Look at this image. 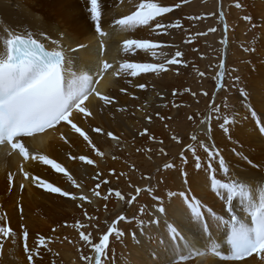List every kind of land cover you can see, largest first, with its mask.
Returning a JSON list of instances; mask_svg holds the SVG:
<instances>
[{"label":"bare ground","instance_id":"bare-ground-1","mask_svg":"<svg viewBox=\"0 0 264 264\" xmlns=\"http://www.w3.org/2000/svg\"><path fill=\"white\" fill-rule=\"evenodd\" d=\"M191 1L156 0L164 6L181 4L180 8L158 19L167 25L178 21L182 27H169L167 34H163L152 32L148 27L122 29L114 25L115 20L136 11L142 0H103L101 27L108 33L103 36L104 49L97 43L100 35L95 31L86 0H0V52L10 36H26L31 32L49 48L66 50L71 69L78 74L86 72L98 79L102 63H112L113 70L105 72L95 86L96 92L114 98V103L105 105L94 93L85 102L92 115L86 117L74 112L72 117L103 156L97 155L92 145L65 122L30 138L28 146L36 159L25 162L16 152L0 154V227L12 229L11 235H0V264L29 262L22 238L25 229L29 233L27 245L34 256L31 264H54L57 250L61 248L59 242L66 240L80 225L77 220L82 221L84 227L79 226L73 233H78L77 237H81V232L90 233L96 243L121 215L128 218L118 224L125 235L110 237L102 264H175L178 257L167 253V245L174 243L166 228L168 223L183 237L175 243L185 254L192 250L201 253L183 264H264V253L253 254L242 261H223L209 255L213 242L222 246L226 236L216 229V222L207 212L211 208L218 215L229 216L226 211L228 193L219 186L213 189V175L222 182L245 185L244 195L233 200L235 212L248 208L249 200L259 204L264 199V135L259 132L250 111L254 109L257 118L264 123V0H213L212 10L222 17L223 24L222 29L213 33L212 43V31L207 40L209 47H214L211 52L214 55L220 46L214 58L200 54L206 47L192 35L186 8ZM130 38L159 41L163 50H158L157 57L144 52L125 55L123 41ZM53 40L59 43L53 44ZM176 50L184 53V63L169 65L165 72L142 73L137 77L112 74L125 59L159 62ZM219 59L224 60V68L218 67ZM197 70L198 93L189 98L184 91L186 79ZM214 81L217 86L211 85ZM139 84L146 87L141 89ZM122 88L126 91H121ZM241 89L246 90V97L241 95ZM211 98L215 105H211ZM182 100L185 102L181 107ZM214 106L220 108L219 113L214 112ZM225 119L233 121L227 133L220 127ZM96 128L101 131H94ZM145 129L148 131L142 135ZM109 132L113 135L108 136ZM192 135L197 137L196 141L191 139ZM201 142L211 150H218L219 156L210 158L200 147ZM189 144L196 146L201 162L199 169L191 151L186 150ZM81 155L93 159L94 163L88 165L79 160ZM40 156L60 163L80 186H73L65 173L44 164ZM182 157H187V163ZM221 157L228 173L219 165ZM19 159L24 163V171L29 173L28 179L18 171ZM145 173L153 174L152 180L140 178ZM31 177H39L88 199L73 200L71 196L51 193ZM153 179L154 191L144 190L137 195L136 189H150L148 183ZM109 189L114 191L110 193ZM96 191L101 193L99 197ZM115 191H120L124 198L116 197ZM181 192L187 195L189 202H194L193 197L201 202L211 237L191 213L188 203L179 195ZM169 193L175 195L170 197ZM131 196H136L134 202H130ZM153 197H160L161 201ZM160 202L167 209L166 215L156 210ZM144 206L146 211L141 216L139 209ZM140 219L145 222L143 228L137 223ZM156 219L158 225L154 222ZM39 237L46 238V248L38 249ZM86 247L85 254L93 255L92 248ZM75 264L87 263L78 258Z\"/></svg>","mask_w":264,"mask_h":264},{"label":"snow or ice","instance_id":"snow-or-ice-1","mask_svg":"<svg viewBox=\"0 0 264 264\" xmlns=\"http://www.w3.org/2000/svg\"><path fill=\"white\" fill-rule=\"evenodd\" d=\"M183 3H187L188 0H182ZM102 3L103 0H86L88 12L94 22L95 31L100 36L108 35L107 32L102 30ZM181 4L176 3L173 6H164L162 3L156 2V0H142L139 3L137 10L130 15L124 16L115 20L114 25L120 26L122 29H136L141 27H148L152 32H160L167 34L169 27L180 28L182 25L177 21L171 25L161 23L158 19L165 14L171 13L174 8H180ZM245 19L251 20L250 17ZM212 31H215L213 29ZM53 44H58L56 40L52 41ZM5 49L0 52V145H6L12 152H16L23 161L36 159L30 152L28 142L30 138L36 137L38 133H44L49 129H55L57 125H61L65 122L71 126L76 133H79L96 151L97 155L103 156L104 153L96 149L95 145L89 137L82 131L81 127H78L73 122V113L84 114V116H91L92 113L89 107L85 104L88 101L89 96L93 93L99 97V99L105 104L114 103V98L108 95H102L96 92L94 84L99 83L100 79H103V75L109 69L113 68V65L104 61L100 71L97 73L98 79L94 78L89 73H77L71 69V65L65 56L63 49L49 51L45 48V45L36 39L31 32L25 35H12L10 38L4 41ZM103 47V45H101ZM82 47V45H81ZM123 52L125 55H136L137 52L151 53L152 57H157L158 50L162 52L163 45L161 42L147 39V38H130L123 41ZM254 52L255 49L253 48ZM184 53L180 50H176L170 57L164 56L159 62H138L134 60H123L119 64V67L113 71V75L116 77H137L142 73H157L165 72L168 70L169 65L183 64L182 59ZM223 67V65H221ZM203 75V73H201ZM223 75V73H221ZM236 77V80H239ZM139 88L146 87L144 84H139ZM221 87L223 85L221 84ZM126 91V89H121ZM177 92L174 91L173 95ZM194 95V94H193ZM207 95V93H204ZM241 95L247 96V92L241 89ZM215 105V101H212ZM214 112L219 113L220 108H213ZM251 114L256 118V123L261 135H264V123L257 118V113L254 109H251ZM151 119V118H149ZM191 119V117H189ZM233 121L225 119L224 123L220 125L223 131L229 132V127ZM209 130H211L209 125ZM96 132H100L101 129H94ZM147 129L143 134L147 133ZM108 136L113 134L109 132ZM115 138V137H113ZM193 141L197 140L195 135H192ZM214 143V142H213ZM200 147L209 155L210 158L219 156L218 150H211L207 144L201 142ZM187 151H191L195 159V166L197 169L201 167L200 157L196 155V146L194 144L187 145ZM74 158V157H73ZM40 160L44 164L51 165L56 172L65 173L68 179L72 182V185L79 187L80 185L72 178L67 170L62 167L60 163H57L53 159H49L47 156H40ZM183 162L187 163V157H182ZM247 160V157H245ZM79 160L86 161L88 165H92L94 160L88 158L85 155L79 156ZM249 164L251 160L247 161ZM219 165L224 173H228L229 169L226 166L225 160L219 158ZM256 166V165H254ZM166 168L174 167V165H165ZM20 171L23 173L25 179L29 178V173L24 171L21 165ZM186 177V173H184ZM38 183L39 186L45 188L51 193H58L62 196H71L73 200H87L86 196L77 197L70 191H64L60 187L54 186L52 183L46 182L39 177H31ZM11 179V176H9ZM107 183V181H105ZM219 188L225 189L228 193L226 197V211L229 214L228 218L216 214L211 208L207 209L212 219L216 222V229L223 231L226 236V245L228 246V252L222 253L219 249L221 244L219 242H213L212 251L215 255L220 256L222 259L241 261L245 257L251 256L253 253H264V199L259 204H253L251 200L248 203V215L251 218L250 223L247 219H241L235 212L233 207V200L237 196L242 197L244 195V184H238L233 182H222L213 175V189ZM99 187V185H97ZM23 188V184H21ZM151 191V189L137 188V195L141 191ZM113 189H109V192H113ZM96 196H100L99 191L95 192ZM175 195L169 193V196ZM184 198L188 207L191 209V213L194 215L197 221L203 225V230L211 237L213 234L209 232V225L203 219V211L201 202L195 197L192 198L194 202H189V198L183 192L179 194ZM115 196L123 199L120 191H115ZM223 198V197H222ZM108 199L107 196L104 197ZM157 201H161L160 197H153ZM130 202L136 200V196L129 198ZM161 214H167V209L160 202L156 209ZM146 206L139 209V214L144 215ZM87 217V212L84 213ZM91 219V217H88ZM126 216H118L113 221L112 227L104 233L99 242L93 243L91 234L80 233L81 239L89 244L92 250L95 252L94 264H102V260L106 257V253L109 250L110 237L113 235L123 236L125 233L118 228L120 221H127ZM154 222L158 225L159 220ZM137 223L143 228L145 222L143 219L137 221ZM81 228L83 224L79 225ZM167 231L170 235V240L174 243L167 245V253L170 256H176L178 259L175 264H183V262L192 259L194 255H201L200 252L192 250L187 254L180 248L179 244L175 242L183 240V237L178 232V229L171 223L166 224ZM55 231V229H53ZM12 234L11 227H0V235L5 237ZM135 239V233L131 234ZM29 233L25 229L22 233L24 240V250L29 262L33 261L32 250L28 248L27 240ZM45 237L38 238L39 247H47L45 243ZM161 244L164 243L161 239ZM187 245V242H185ZM2 247V245H0ZM39 255V251L35 253ZM85 260H92V257L85 256Z\"/></svg>","mask_w":264,"mask_h":264},{"label":"rangeland","instance_id":"rangeland-1","mask_svg":"<svg viewBox=\"0 0 264 264\" xmlns=\"http://www.w3.org/2000/svg\"><path fill=\"white\" fill-rule=\"evenodd\" d=\"M189 1H191V0H189ZM212 7H213V0H193L186 5V8L188 10L187 15L189 17V21H191V23H190L191 29H193L192 35L194 37L198 38L200 43L202 42V44L206 47V49H208V51H206V49L204 51L201 50L200 54L203 56H205V54L207 56L212 55L209 57L214 58V56L216 57L218 55L220 46H218V48H217V54L214 55V54H212L213 53L212 49L214 47H209V45L207 44V40H208V37L210 35V32L213 29H215V31H212V33L210 35L211 36L210 41L212 43L213 33L216 32L217 29H222L223 24H222V17L217 16L216 12H214L212 10ZM218 13H221V11H218ZM220 18H221V20H220ZM213 20L216 22H218V20H219V23H217V24L213 23ZM202 44H201V46H202ZM208 52H210V53L208 54ZM198 59L202 65V62H203L202 58L199 57ZM207 63H208V61H207ZM219 65H223V68H224V60L219 59L218 67H219ZM197 79H198V70L195 73H193L189 78L186 79L187 85L185 86L184 91L188 94L187 96L189 98L194 97L198 93V88H197L198 80ZM210 79L213 80V78H211V77H210ZM218 79H220V77ZM214 84H215V81L211 85H214ZM215 86H217V85L215 84ZM213 100L214 99L211 98V105H213V103H212ZM184 102H185V100H182L180 102L179 106L182 107ZM139 173L142 174L141 171ZM145 174L141 175L140 178L145 179V180L146 179L152 180L153 174L152 175L151 174L145 175ZM148 184L150 185V186L148 185L149 188L152 189V191H154L152 186H154V184H155V179H153V181H150ZM81 223H82V221L77 220V224H81ZM78 227L79 226L75 227L76 229H73L74 231H72L71 234L67 235L66 240L59 242V247H61V248L57 250L56 261L54 262V264H75L76 260H78V258H81V260L86 262L87 264H93L95 252L93 253V255H91V252L89 254H85L87 252V249H88V247H86V245H89V244L83 243V240L81 239V237H77L78 233H73V232L78 231L77 230ZM209 242L210 241H208L207 243H209ZM205 252H206V250H205ZM86 255H88V257H92L93 259L92 260L83 259V257H85ZM22 264H31V262L25 261Z\"/></svg>","mask_w":264,"mask_h":264}]
</instances>
